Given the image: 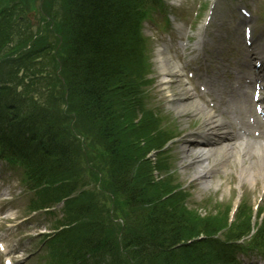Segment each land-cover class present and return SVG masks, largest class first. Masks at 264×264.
Segmentation results:
<instances>
[{
	"label": "rangeland",
	"instance_id": "1",
	"mask_svg": "<svg viewBox=\"0 0 264 264\" xmlns=\"http://www.w3.org/2000/svg\"><path fill=\"white\" fill-rule=\"evenodd\" d=\"M5 0H0L4 2ZM25 5V2L29 7H36V4L40 0H21ZM50 0L44 1V14L46 18L51 19V22L44 24V18L42 22L44 25L39 26L41 30L34 31L33 34H30L31 41L29 45H34L37 42L36 35L38 34L42 40L43 44L46 46H52L53 56L57 55L58 57L65 58L67 56V45H66V33L65 27L63 24L65 13L61 14L59 18H56L51 12V8H48V3ZM51 12V13H50ZM50 13V15H49ZM179 14V13H178ZM182 15V14H181ZM55 19V20H52ZM154 20L158 26L161 23L158 21V18L155 14ZM46 28V35L43 32ZM151 28L149 25H146V29L143 28L141 34V45H142V55L144 57V63L148 61L151 63L148 69L147 76L150 78H155L154 81L150 82V85L147 88V107L151 110L148 114L139 112L138 104L126 112H121L113 116L114 122H120L123 118L124 122L122 123L123 130L127 129L125 136H122L121 143L124 145L123 149H107L105 142V132L103 129L96 125V123H91L87 120L79 111L77 106L76 99L74 95L69 96L65 92V88L57 83H53V89L46 90V100L40 99V92H35L31 89H26L22 86V89L25 94L29 97V102L32 103V106H40L41 109L45 111V114L49 116L56 117V120L59 125L65 127L64 133L67 141L72 145L74 150V155L76 159V167L73 174V181H75L76 191L72 195V200L70 202H75L78 198L79 206H88L91 208V212L94 216V224H96L95 229L90 230L89 232H78L76 235H71L74 240L77 235L80 238L84 239V249L80 250L81 241L76 244L75 249L80 250L78 253V261L80 263L86 264H163L159 262L158 258L160 254L153 259L155 256V249L149 246H141L140 243L145 240V242L155 241L158 244V241L166 242L161 245L164 254V249L170 242L169 239H166L165 229H157L150 226L147 222L148 216L143 214L138 206L135 209L128 208L126 205L129 204L128 200L124 202L125 198H131L133 195L140 194L146 197V202L150 201H159V206L166 211H170L175 215V207L179 202V198H174L176 196H170L173 193V189L177 188V185L184 186L181 184L183 181L186 187L190 186L191 179L188 174L180 175L178 177V169L183 164L182 155H180V149L182 147L174 146L171 144L173 141H169L172 145L166 151H161L162 143L164 142L156 134H167L173 132V130L178 129L179 133L182 128L190 127L192 128L193 120H189L185 113H181L179 108L170 107L166 102V91L163 86L160 85L158 78L162 73V68H160V63L157 60V51L160 48L157 40L151 39L149 31ZM153 35V34H152ZM24 37H26L24 35ZM66 40V41H65ZM28 46L24 45L23 50ZM58 47V48H57ZM22 51L18 49V52ZM14 60V58H11ZM139 72L141 73V67L139 66ZM7 68L1 69V72L5 73ZM15 72V71H14ZM139 73V74H140ZM141 76H144V73H141ZM15 79V82L20 86L22 85L23 80ZM133 83V82H132ZM130 104H132L130 102ZM119 116L121 117L119 120ZM46 117V115H45ZM186 121V122H184ZM197 127L200 126L199 122ZM35 128L40 129L39 126ZM189 128V129H190ZM194 128V127H193ZM174 132V135L177 134ZM108 139V136H107ZM161 141V142H160ZM185 141V139L183 140ZM67 142V143H68ZM165 144V143H164ZM131 153H133L131 155ZM148 170L149 179H153V183L144 184L140 179L142 170ZM137 175L136 173H139ZM173 173L175 178L169 176ZM213 180L216 182L219 179L214 174ZM148 183V182H147ZM202 186L197 187V195L188 196L189 201L187 206L182 204L176 211L179 214H184L192 219L193 226H189L190 231H196L195 223L199 220H203L204 223L210 225V228L207 230L210 234L206 235L203 233L199 234L196 238V242H201L204 240H212L210 235L215 236V238H220L222 241H228L233 239L238 234L244 235L245 232L239 231L237 225H246L250 224V220L253 222L255 219L254 213L248 214L245 212L240 217L234 216L233 223L234 228L225 231L228 224L230 215L234 210L233 204H235V196L238 197V192L232 197V199H226L224 204L220 206L216 204V201L211 202V199H208V193L212 191L211 186ZM120 184V185H118ZM179 186V187H180ZM227 187V186H226ZM229 187V186H228ZM233 189L238 188V183H234L232 186ZM122 189L125 194L122 193ZM134 189H138L135 193ZM221 187L216 186L214 191H220V195H223L225 198H228V189L224 191ZM242 190L245 188L242 187ZM187 191V189H185ZM238 191V190H236ZM250 190H245L244 192L239 189L241 203L244 206H249L254 204L253 198H257L258 193H249ZM189 193V192H188ZM190 194V193H189ZM138 196V195H137ZM26 200L34 198L33 196L26 194L24 195ZM190 197V198H189ZM142 199V198H140ZM64 203V202H63ZM66 202V206H67ZM140 205V200H138ZM233 203V204H232ZM78 205H76L78 207ZM61 207V206H60ZM199 207V208H195ZM90 210V209H89ZM230 211V214L229 212ZM247 211V210H246ZM72 215L74 212L71 213ZM79 213L75 211V217H78ZM65 217L62 219V221ZM142 219V221H141ZM55 222V220L51 221ZM65 223H60L59 225L67 224L68 221L65 220ZM175 222V220H174ZM214 222V223H211ZM260 222H263V218L260 219ZM57 225L55 228H57ZM156 227L155 224H153ZM259 226V223H256V227ZM39 227L44 230L46 227L45 223H40ZM264 228V224L262 226ZM214 230H211V229ZM95 230V231H94ZM97 230L101 231V238L107 239L111 238L114 240L115 245L114 249L117 252L112 259L109 258L110 255H107L108 249L104 252L103 247L100 245V248L97 243H93L91 235H94V232ZM171 231V229L169 230ZM105 232V233H104ZM103 234L105 237L103 238ZM156 239V240H155ZM193 239V238H192ZM191 239V240H192ZM140 240V241H139ZM190 240V242H191ZM201 240V241H200ZM106 242V241H105ZM104 242V244H105ZM140 246H136V245ZM206 254H214L216 250L212 246L204 247ZM182 252V251H181ZM149 254V255H148ZM182 254V253H181ZM179 254V251H176L175 258L179 259L182 255ZM152 256V257H151ZM237 256L240 257L245 264H256L258 262L264 263V253L253 251L248 253L237 252ZM149 258V261H148ZM208 256L205 259L204 264H208ZM175 263V262H174ZM27 264H34L29 262ZM217 264H223L217 262Z\"/></svg>",
	"mask_w": 264,
	"mask_h": 264
},
{
	"label": "trees",
	"instance_id": "2",
	"mask_svg": "<svg viewBox=\"0 0 264 264\" xmlns=\"http://www.w3.org/2000/svg\"><path fill=\"white\" fill-rule=\"evenodd\" d=\"M66 3L68 14L65 27L68 51L66 64L70 91L75 95L80 113L91 123L99 125L105 132L104 144L107 149H123L121 139L127 129L123 130V118L119 116L120 122L115 123L113 116L129 111L128 107L136 106V88L132 82L133 76L138 71L140 54L137 24L132 12L133 0H67ZM12 113L16 116L17 112L15 110ZM57 130L58 127L55 126L54 131ZM44 134L51 137L54 145L55 133L50 134L42 130L40 135ZM55 146V155L47 154V157H52L56 161V167L49 179L60 181L69 177L75 165V157L63 143H57ZM46 153L48 152L45 151V156ZM142 171L141 180L146 181L144 184L153 183V179L148 178V170ZM134 190L137 193L138 189ZM69 191L62 193L65 195ZM122 193L125 194L123 189ZM137 195L125 198L124 202L127 200L129 202L126 206L131 209L138 206V209L148 216L147 222L150 226L165 229L167 233L165 238L170 240L164 249V254L160 253L163 252L161 245L166 243L164 241L160 243L155 239L158 244L155 241L145 242V240L140 243L141 246L155 249L156 254L153 259L160 254L158 260L163 264H204L208 256L210 257L208 264L223 261L222 247H219L218 242L213 239L205 240L204 244L193 243L190 246H181L199 236L198 221L195 223L197 233L195 230L190 231L189 226L194 227L192 219L177 213L178 208L174 210L175 217L173 212L160 207L158 200L144 203L148 201L146 197ZM79 209L82 210L83 207ZM202 223L203 232L206 235L210 234L207 230L210 225L206 226L204 222ZM96 237L98 238L99 235L96 234ZM207 245L212 246L216 252L206 254L204 247ZM176 251L183 254L177 260L174 259Z\"/></svg>",
	"mask_w": 264,
	"mask_h": 264
},
{
	"label": "bare ground",
	"instance_id": "3",
	"mask_svg": "<svg viewBox=\"0 0 264 264\" xmlns=\"http://www.w3.org/2000/svg\"><path fill=\"white\" fill-rule=\"evenodd\" d=\"M157 56H158V59H160V62H161L160 64L162 65V72L168 73L171 78H174L175 77V74H177V70H176L175 64L172 63V62H170L169 58L168 59H165L162 50H159ZM170 82H171V79L165 78L164 84H170ZM183 97L186 99V102L183 105L179 104V108L180 109L183 108V107H186V108H189V107L194 108L195 107V111L198 112V113H200V111L202 110V108H200V104H196L197 102H195V103L192 104V106H190L191 103H187V100L189 98H192L193 95L192 96H188L187 98L185 97V95H183ZM185 99H178V102L179 101H184ZM203 112L206 113V115H207V117L209 119L213 118V113L212 112H207L205 110ZM215 119L216 118H214L213 121H215ZM188 151H191V150H188ZM240 151L242 153H246L245 152L246 151V148H241ZM260 151H262V150H260ZM208 154L210 155L212 153L211 152H208ZM209 155H207V159H208V156ZM239 158L240 159L241 158L243 159L244 158V155L243 154L242 155H239ZM257 168H261V170H263V175H264V165L258 166Z\"/></svg>",
	"mask_w": 264,
	"mask_h": 264
}]
</instances>
